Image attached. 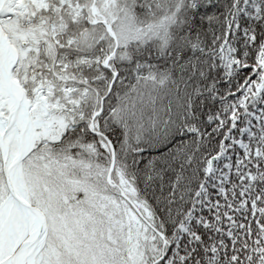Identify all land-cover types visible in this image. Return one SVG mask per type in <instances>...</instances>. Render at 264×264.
Wrapping results in <instances>:
<instances>
[{
  "label": "snow or ice",
  "instance_id": "1",
  "mask_svg": "<svg viewBox=\"0 0 264 264\" xmlns=\"http://www.w3.org/2000/svg\"><path fill=\"white\" fill-rule=\"evenodd\" d=\"M0 264H264V0H0Z\"/></svg>",
  "mask_w": 264,
  "mask_h": 264
}]
</instances>
